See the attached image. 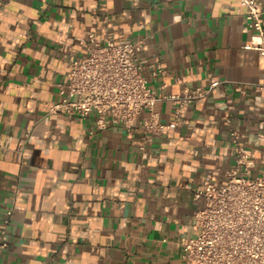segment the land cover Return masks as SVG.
<instances>
[{"label": "crops", "instance_id": "0c3cea01", "mask_svg": "<svg viewBox=\"0 0 264 264\" xmlns=\"http://www.w3.org/2000/svg\"><path fill=\"white\" fill-rule=\"evenodd\" d=\"M245 14L236 0H0V224L11 212L0 264L183 263L204 206L195 194L226 182L232 132L255 172L264 165V58L243 49ZM90 35L144 42L141 59L165 71L150 86L165 94L219 86L146 146L141 131L45 119ZM157 112L171 121L169 103Z\"/></svg>", "mask_w": 264, "mask_h": 264}, {"label": "built area", "instance_id": "2783aa9c", "mask_svg": "<svg viewBox=\"0 0 264 264\" xmlns=\"http://www.w3.org/2000/svg\"><path fill=\"white\" fill-rule=\"evenodd\" d=\"M236 1L246 9L251 34L243 49L264 58V13L256 0ZM89 43L87 56L70 62L66 81L57 86L59 99L50 105L45 119L63 113L69 119L90 121L91 134L112 127L141 131L146 146L179 125L185 108L198 105L219 86L215 82L209 87L186 88L180 95L165 94L164 86H150V80L159 79L165 71L159 63L141 59L144 42H100L90 35ZM255 89L264 92V85ZM160 103L172 106L167 123L157 112ZM143 114L147 116L140 119ZM231 136L234 163L226 182L218 186L207 179L195 194L204 206L194 215V235L180 243L182 264H264V165L256 173L240 136L236 132ZM8 143L5 140L0 147ZM10 217L11 212L0 224L1 249L8 245Z\"/></svg>", "mask_w": 264, "mask_h": 264}, {"label": "rangeland", "instance_id": "374dc122", "mask_svg": "<svg viewBox=\"0 0 264 264\" xmlns=\"http://www.w3.org/2000/svg\"><path fill=\"white\" fill-rule=\"evenodd\" d=\"M142 118H145V114L143 115V117ZM253 175H255L254 173H253Z\"/></svg>", "mask_w": 264, "mask_h": 264}]
</instances>
